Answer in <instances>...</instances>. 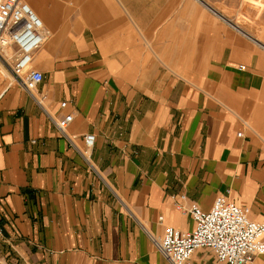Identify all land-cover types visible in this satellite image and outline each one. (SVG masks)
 I'll return each instance as SVG.
<instances>
[{
    "label": "crops",
    "instance_id": "1",
    "mask_svg": "<svg viewBox=\"0 0 264 264\" xmlns=\"http://www.w3.org/2000/svg\"><path fill=\"white\" fill-rule=\"evenodd\" d=\"M25 2L50 32L32 64L46 101L0 93V264H172L153 238L194 229L180 194L206 211L230 194L263 219L264 32L229 16L260 6ZM68 113L64 135L52 118ZM193 264L227 263L204 248Z\"/></svg>",
    "mask_w": 264,
    "mask_h": 264
},
{
    "label": "built area",
    "instance_id": "2",
    "mask_svg": "<svg viewBox=\"0 0 264 264\" xmlns=\"http://www.w3.org/2000/svg\"><path fill=\"white\" fill-rule=\"evenodd\" d=\"M49 31L42 20L25 0H0V62L6 68L12 81L24 88L39 105L44 107L46 96L37 94L44 74L32 68L34 53L46 41ZM245 70V65L239 66ZM68 102L61 103L67 107ZM74 119L73 113L66 114L54 123L62 134ZM241 135V133H239ZM83 156L92 164V150L96 135H85ZM185 194L175 195L174 204L179 211L189 214L194 229L182 231L171 225H164L163 236L153 238L156 248L172 264H193V255L199 249H211L216 259L227 264H256L264 255V217L254 220L248 207L238 205L230 194H221L206 211ZM164 217H159L163 224ZM2 231L0 227V232Z\"/></svg>",
    "mask_w": 264,
    "mask_h": 264
},
{
    "label": "rangeland",
    "instance_id": "3",
    "mask_svg": "<svg viewBox=\"0 0 264 264\" xmlns=\"http://www.w3.org/2000/svg\"><path fill=\"white\" fill-rule=\"evenodd\" d=\"M244 5H255L260 6L262 9V13L259 14H236V15H229L232 18H236L241 24L244 26H248L250 28H254L253 30L259 34L264 32V0H243ZM7 73V74H6ZM12 77L8 73L5 67H3L2 63L0 62V93L6 88V84H11Z\"/></svg>",
    "mask_w": 264,
    "mask_h": 264
}]
</instances>
